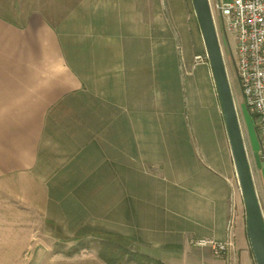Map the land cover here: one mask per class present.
Masks as SVG:
<instances>
[{"label": "crops", "instance_id": "0c3cea01", "mask_svg": "<svg viewBox=\"0 0 264 264\" xmlns=\"http://www.w3.org/2000/svg\"><path fill=\"white\" fill-rule=\"evenodd\" d=\"M173 22L163 0H0V264L39 235L78 264H109L74 247L92 239L163 264L252 253L228 133L179 134V86L213 73ZM249 158L264 213L262 145ZM233 214L229 256L192 245Z\"/></svg>", "mask_w": 264, "mask_h": 264}, {"label": "rangeland", "instance_id": "374dc122", "mask_svg": "<svg viewBox=\"0 0 264 264\" xmlns=\"http://www.w3.org/2000/svg\"><path fill=\"white\" fill-rule=\"evenodd\" d=\"M164 4L168 5V11L172 14V20L174 27L173 31L176 32V36L179 38L180 42H188V49L190 55H192L193 66L192 69L196 68L199 64L207 63V67L210 66V62L205 58V62L197 63L195 57L197 55L206 56L207 50L204 42V38L201 32L200 24L196 15L193 0H163ZM215 1V0H211ZM220 2H231L232 0H219ZM169 18V13H168ZM222 26L224 31L223 34V51L227 62V67L229 70V75L233 83V89L235 91V96L237 100V105L239 109V118L241 121V126L247 146V150L252 155V149L259 150L261 148V137L259 129L256 125V117L243 101V92L241 85L238 81V73L236 66V37L234 33L230 32L227 28V22L225 18H222ZM188 30L189 33L186 31ZM186 38V40H184ZM181 45V44H180ZM182 65H184L185 56L182 54V46H180ZM209 65V66H207ZM200 81V82H199ZM179 83V82H178ZM193 93L188 90L186 86L180 88L178 97H180V115H179V134L180 135H190V136H202V135H227L226 125L223 116L220 112L221 105L218 100L216 87L214 84V78H212L210 83V88L203 81V75L201 74L200 80L196 77V82L193 87ZM205 100V102H204ZM209 104V106H208ZM205 106V107H204ZM203 107L205 109H203ZM222 110V109H221ZM229 138V137H228ZM230 142V141H229ZM236 183L241 189L239 184V179L236 173ZM244 217H246V206L244 201ZM37 229L38 224L36 225ZM49 226V225H48ZM55 226V225H54ZM41 229V228H40ZM55 230L58 231V227L55 226ZM39 235L34 241V245L31 244L29 247V240L23 239L25 245L21 244L20 255L18 258L19 263L17 264H78V262H71L70 258L67 257L71 254L66 255L62 252L65 247V240L53 239L52 241H47L48 239ZM76 246L80 245H98L101 246L105 254L116 260L117 264H130L137 261H130L131 257L134 256L125 255L122 248L119 247H109L102 241L95 239L84 241V243H73ZM57 249V250H56ZM252 249V248H251ZM25 250V251H24ZM56 250V251H54ZM68 252H70L68 250ZM241 254V256H240ZM36 259V260H35ZM237 264H256V260L253 251L247 257L242 256V252H239ZM7 264V263H2ZM143 264H151L144 260Z\"/></svg>", "mask_w": 264, "mask_h": 264}, {"label": "built area", "instance_id": "2783aa9c", "mask_svg": "<svg viewBox=\"0 0 264 264\" xmlns=\"http://www.w3.org/2000/svg\"><path fill=\"white\" fill-rule=\"evenodd\" d=\"M210 3L221 44L224 31L222 18L226 19L228 30L236 37L238 81L242 88L243 101L256 117L264 159V0H232L224 3L210 0ZM205 58L209 60L208 53L206 56L195 57L197 63L205 62ZM228 76L236 107L239 109L229 70ZM235 223L236 218L233 214L228 223V235L224 240L203 237L193 239L192 245L210 248L218 257L229 256L235 247L233 232Z\"/></svg>", "mask_w": 264, "mask_h": 264}, {"label": "water", "instance_id": "95a60500", "mask_svg": "<svg viewBox=\"0 0 264 264\" xmlns=\"http://www.w3.org/2000/svg\"><path fill=\"white\" fill-rule=\"evenodd\" d=\"M228 133L247 214V231L256 264H264V213L255 184L241 121L232 92L223 47L210 0H193Z\"/></svg>", "mask_w": 264, "mask_h": 264}, {"label": "trees", "instance_id": "16d2710c", "mask_svg": "<svg viewBox=\"0 0 264 264\" xmlns=\"http://www.w3.org/2000/svg\"><path fill=\"white\" fill-rule=\"evenodd\" d=\"M103 243L107 244V246H111V247H116L114 243L112 242H108V241H103ZM114 244V245H113ZM80 248V247H78ZM123 249V248H122ZM124 252L125 255H129V256H134L136 257L135 259L131 257V260L130 261H137V262H140V263H144V260L147 261V262H150L151 264H163L161 261H158V260H155L147 255H144V254H139V253H136V252H133V251H130L129 249H123L122 250ZM106 252L104 251H101V257L103 259H105L107 261V263L109 264H117L116 263V260L113 259V257H110L108 256L107 254H105Z\"/></svg>", "mask_w": 264, "mask_h": 264}]
</instances>
